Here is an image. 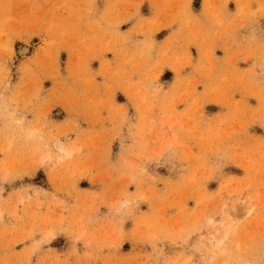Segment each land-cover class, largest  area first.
I'll use <instances>...</instances> for the list:
<instances>
[{
  "label": "rangeland",
  "instance_id": "obj_1",
  "mask_svg": "<svg viewBox=\"0 0 264 264\" xmlns=\"http://www.w3.org/2000/svg\"><path fill=\"white\" fill-rule=\"evenodd\" d=\"M98 1L0 0V264H264V46L241 82L233 55L264 0H205V21L191 0ZM145 2L180 40L155 41ZM189 35L198 76L166 90Z\"/></svg>",
  "mask_w": 264,
  "mask_h": 264
},
{
  "label": "crops",
  "instance_id": "obj_2",
  "mask_svg": "<svg viewBox=\"0 0 264 264\" xmlns=\"http://www.w3.org/2000/svg\"><path fill=\"white\" fill-rule=\"evenodd\" d=\"M216 1L218 3V1L220 2L221 0H216ZM204 4H205V0H191V3H190L192 11L196 15H198L199 21H205L204 20L205 18L202 16ZM95 6L96 7L98 6V7H101V8L104 7V1L100 0V2L99 1L96 2ZM223 6H224L225 13H228V15H230L229 16L230 19L234 20V16L232 14H230L231 12H235L234 8L236 7V5L234 4V2L228 1L226 4H223ZM143 8L144 9H142V12L144 14L143 15L144 18L148 22H150L151 24H154V23L157 24V28L156 29H158V30L155 32V35H153L154 36L153 38L155 39V41L158 44L165 43L169 39L180 40V38L178 36L180 28H181V24H182L180 22V20H176V22L174 23L173 26H167L168 23H170L173 20H175L174 17L171 16L172 14H169L167 17L163 16V18L156 20L155 19L156 15H155L154 10H153V5L150 2H145L143 4ZM253 8H254V10H257V5L255 3H253ZM240 21L242 23H244V24H246L248 22L247 18H245L243 16H242V19H240ZM261 22H262V29H263L262 32H264V19H262ZM136 23L137 22H136L135 18L129 19V21H127L126 23L121 25V27L119 29V32L121 34H124V33L128 34V32H130L135 27ZM117 30L115 29V31H117ZM255 33H256V36H255L256 41L254 42L253 46L255 48H253V50L248 49V48H242L241 50H238L237 52H233L234 57H236L237 60H238L237 61V66H236L237 73L239 74L238 82L242 81L243 74L248 73L253 68L254 65L260 63L258 58H259V54H261V52H262L261 49H263V46H264V40H263L264 39V34H262L258 30H256ZM112 35H113V31H112ZM246 36L248 37L249 35H246ZM112 38H113V36H112ZM193 38H194V35H189L187 40H191V42L190 41H186L185 43L184 42L179 43V46H180L179 49L175 50V52H173V54L169 53V57L171 59L169 61H167V62H165V61L161 62L162 65H163V69H162L161 74L159 75V84L161 86H163L166 90L168 89V87L173 86L174 83L177 81V79H180L181 82H182V81H186V80H192L194 77L198 76L196 74L198 66H197L196 59H195L197 57V48L194 45ZM140 40L143 41V39L141 37H140ZM198 40H202V41H204V43L206 45H210V46H213L215 44V42H216V41L214 42L212 36H207L206 32L204 34H202ZM230 43H231V40L229 41V44ZM253 51L255 52L254 55H252ZM114 52L115 51H112V52H109V53L101 55V56H103L104 59H107V61H111L110 63L113 66L117 65V59H115L116 52L115 53ZM188 54L191 55V60H193L192 61L193 64L191 66H189L190 58L187 57ZM214 54H216L217 57H220V59H223V56H224L225 53L223 51L222 45H220L218 48L214 49ZM248 57H250L251 60H249L248 62H245L244 60L248 59ZM178 59H180V61L178 62V65L173 66L172 65V63H173L172 60H174V62H175ZM102 61H103V59H101L98 62L93 63V66H94V68L96 70L99 68V66L101 65ZM179 63H180V66H179ZM179 70H181V71L179 72ZM132 81H133V83H137L139 80L134 78ZM209 84L212 85L211 83H209ZM113 86H116V85L114 84ZM198 86H200V84ZM116 94H117L116 95V101L120 105L128 103V99L125 96V94L119 93V91H116ZM182 108L183 107H181V106L178 107V109H177L178 112L182 111L183 110ZM214 108L216 109L214 112H217V111L220 112V109H218L216 106H214ZM55 112L56 111L54 110V111H52L51 114H55ZM130 112H132V111H130ZM118 113H120V111H118ZM52 117L53 116H50L48 118L54 119V117L53 118ZM64 119H65V117L63 116V118L58 119V121H56V122L59 123V124H63L62 121H64ZM80 119L83 120L82 117H80ZM82 120H80V122H82ZM59 126H61L60 127L61 129H64L65 127L68 126V124L59 125ZM89 128H92V127H89ZM39 194H41V192ZM45 194L46 195H48V194L50 195L51 192L45 190V192H43V194H41L40 196H36L33 193L35 202H36V199H39L41 202H44ZM35 202L33 203L34 207L36 206ZM2 230H3V228H2ZM25 234H27V233H25ZM15 237L16 238L19 237V233L18 232L15 234ZM32 242H33V240H32ZM17 243H18V245H22L23 244L22 241H18ZM51 243L52 242L43 244L42 247H44V248L49 247V248L53 249V247L51 246L53 243L52 244Z\"/></svg>",
  "mask_w": 264,
  "mask_h": 264
},
{
  "label": "bare ground",
  "instance_id": "obj_3",
  "mask_svg": "<svg viewBox=\"0 0 264 264\" xmlns=\"http://www.w3.org/2000/svg\"><path fill=\"white\" fill-rule=\"evenodd\" d=\"M236 213V212H235ZM233 214H234V212H233Z\"/></svg>",
  "mask_w": 264,
  "mask_h": 264
}]
</instances>
